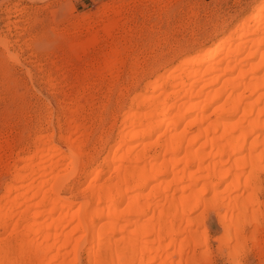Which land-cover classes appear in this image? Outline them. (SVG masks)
Returning a JSON list of instances; mask_svg holds the SVG:
<instances>
[{
    "label": "bare ground",
    "instance_id": "obj_1",
    "mask_svg": "<svg viewBox=\"0 0 264 264\" xmlns=\"http://www.w3.org/2000/svg\"><path fill=\"white\" fill-rule=\"evenodd\" d=\"M246 13L210 45L144 78L119 109L120 124L89 150V135L78 141L84 128L65 121L57 132L34 134L30 152L17 151L0 172V264H213L211 250L235 260L247 239L257 245L264 228V0ZM120 39L105 54L106 69L125 62L116 59ZM0 47L16 58L2 37ZM78 102L89 104L76 95L71 103ZM83 174V189L71 191ZM213 217L219 238L209 235Z\"/></svg>",
    "mask_w": 264,
    "mask_h": 264
},
{
    "label": "rangeland",
    "instance_id": "obj_2",
    "mask_svg": "<svg viewBox=\"0 0 264 264\" xmlns=\"http://www.w3.org/2000/svg\"><path fill=\"white\" fill-rule=\"evenodd\" d=\"M147 1L0 0V37L16 54V60L10 59L0 47L1 173L13 165L19 151L32 150L34 134L57 132L56 127L65 121L73 128H84L78 141L84 143L83 135H89L91 143L84 147L89 150L110 124H120L128 96L143 89L144 78L170 68L197 45H210L247 15L246 9L254 2ZM111 12L119 20L110 22ZM117 37L125 47L116 59L125 62L106 69L111 58L105 54ZM134 75L139 80L135 84ZM76 95L89 104H72ZM45 120L55 129L45 128ZM84 175L71 191L83 189ZM4 178L0 174V187ZM208 231L211 238H219L222 231L215 217L208 220ZM244 231L248 237L252 229ZM257 240L256 246L249 239L241 244L235 260L211 250V262L264 264V244H260L264 243V228Z\"/></svg>",
    "mask_w": 264,
    "mask_h": 264
}]
</instances>
